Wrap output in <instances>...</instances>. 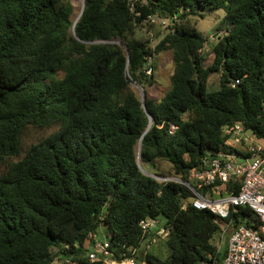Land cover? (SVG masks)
Masks as SVG:
<instances>
[{"label":"trees","instance_id":"1","mask_svg":"<svg viewBox=\"0 0 264 264\" xmlns=\"http://www.w3.org/2000/svg\"><path fill=\"white\" fill-rule=\"evenodd\" d=\"M83 3L75 21L70 0H0V264H50V247L64 244L81 264H102L84 256L101 225L113 257L137 248L147 264H219L215 216L184 208L183 184L144 174L138 145L141 165L166 160L189 181L204 157L226 149L224 126L264 137V0ZM219 10L226 33L205 63L207 38L190 17ZM149 15L173 23L153 48L135 37ZM164 50L170 88L144 99L145 111L131 84L153 85L146 63ZM146 217L167 230L166 256L139 252L153 236L140 226Z\"/></svg>","mask_w":264,"mask_h":264},{"label":"built area","instance_id":"2","mask_svg":"<svg viewBox=\"0 0 264 264\" xmlns=\"http://www.w3.org/2000/svg\"><path fill=\"white\" fill-rule=\"evenodd\" d=\"M147 21H157L168 31L173 24L169 19L157 15H149ZM239 82L240 79H236L232 85ZM176 128L171 125L169 132L173 133ZM222 132L226 149L204 157L202 165L190 171L189 181L174 176H151L158 181L183 184L190 197L189 200L184 199L183 207L190 204L199 210L206 209L215 216L219 231L214 243L218 250L225 246V255L219 264H264V137L238 122L224 126ZM242 208L248 209L252 215L241 213ZM239 214L242 222L235 224L234 215ZM256 223H259L258 228L251 226ZM140 226L144 233L153 234L151 242L158 236L167 235L159 218L146 217ZM150 243L146 245L147 248ZM69 248L67 244L51 246L50 264H81L82 253L75 258ZM137 253L138 249L133 248L130 254L113 257L106 234L102 237L90 234L84 250V256L89 261L101 260L102 264H139ZM209 259L210 262L206 264L218 262L214 257L209 256Z\"/></svg>","mask_w":264,"mask_h":264},{"label":"rangeland","instance_id":"3","mask_svg":"<svg viewBox=\"0 0 264 264\" xmlns=\"http://www.w3.org/2000/svg\"><path fill=\"white\" fill-rule=\"evenodd\" d=\"M70 2L73 5L74 9L72 19H76L83 5V0H70ZM223 16L224 12L222 10H219L216 12H207L201 18L199 16L190 17L192 23H194V25L202 33V35L207 38L205 46L200 51V55L205 59V63L211 62L210 51L212 45L216 43L219 37L223 36L226 33L223 27L219 25ZM167 31L168 28L162 27L159 22L147 21L146 23H144L143 26L137 28L135 37L143 41H148L149 47L153 48L155 45L158 44V42L167 33ZM146 65H148L147 74L153 75V85L142 86L132 83L131 87L140 98L141 96H143L144 99L148 98L159 100L170 88V75L174 70L171 50H164L157 54H154L152 57L149 58ZM218 84L219 76L217 74H213L210 78V88L215 89L218 87ZM140 166L144 172H147L148 174L154 175L158 178H161L163 176L178 177L174 174L171 163L166 160H158L156 161L154 166L141 164ZM189 199L190 197L186 198V200ZM162 223H164L163 219ZM104 232H108V229L107 227L101 225L98 229V236L102 237L104 235ZM156 238L157 239L155 241L150 243L149 250L156 254L166 256L167 249L163 241V238L165 237L160 236V239L158 237ZM148 242V240L143 241L139 252L144 247L147 248L146 245L148 244ZM143 262L145 261H142L139 264H143Z\"/></svg>","mask_w":264,"mask_h":264},{"label":"water","instance_id":"4","mask_svg":"<svg viewBox=\"0 0 264 264\" xmlns=\"http://www.w3.org/2000/svg\"><path fill=\"white\" fill-rule=\"evenodd\" d=\"M83 6H84V3H83V5H82L81 10H80V12H79L77 18L75 19V21L80 17V15H81V13H82V10H83ZM72 34L74 35L73 27H72ZM140 89H141V88H140ZM140 101H141V104H142L144 110L146 111V106H145V103H144V98H143V96H141ZM139 152H140V144H139V150H138V156H137V165H138V167L140 168V170H141L144 174L151 176L150 174H148L147 172H144V171L142 170V168H141V166H140V156H139Z\"/></svg>","mask_w":264,"mask_h":264},{"label":"bare ground","instance_id":"5","mask_svg":"<svg viewBox=\"0 0 264 264\" xmlns=\"http://www.w3.org/2000/svg\"><path fill=\"white\" fill-rule=\"evenodd\" d=\"M138 150H139V145H138Z\"/></svg>","mask_w":264,"mask_h":264}]
</instances>
